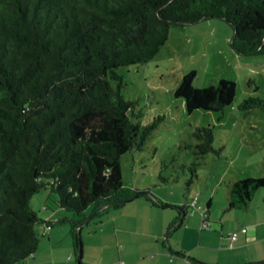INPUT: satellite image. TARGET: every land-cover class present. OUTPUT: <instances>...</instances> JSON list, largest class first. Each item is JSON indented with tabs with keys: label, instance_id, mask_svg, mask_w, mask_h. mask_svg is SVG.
<instances>
[{
	"label": "trees",
	"instance_id": "1",
	"mask_svg": "<svg viewBox=\"0 0 264 264\" xmlns=\"http://www.w3.org/2000/svg\"><path fill=\"white\" fill-rule=\"evenodd\" d=\"M213 16L233 25L237 52L264 53V0H0V264L26 261L40 242L35 225L55 220L71 222L80 255L77 228L86 218L62 210L82 214L93 203L100 213L141 193L168 205L150 188L126 190L122 154L143 147L165 116L142 121L118 68L151 59L173 25ZM195 75L184 73L175 95L189 112L210 109L221 118L236 81L197 86ZM238 106L251 112L264 99L249 95ZM193 134L198 158L218 152L211 125ZM263 186L264 176L233 181L228 207L247 206ZM44 187L56 207L43 219L30 198Z\"/></svg>",
	"mask_w": 264,
	"mask_h": 264
},
{
	"label": "rangeland",
	"instance_id": "2",
	"mask_svg": "<svg viewBox=\"0 0 264 264\" xmlns=\"http://www.w3.org/2000/svg\"><path fill=\"white\" fill-rule=\"evenodd\" d=\"M233 30V25L219 16L175 24L160 51L151 59L143 64L118 68L124 78L123 94L136 100L135 109L141 113L142 121L148 122L159 113L165 116L143 147L122 154L126 190L150 188L160 199L168 197L181 201L188 212L187 218L207 210L211 195L214 198L208 220L210 228L202 230L226 237L231 231L228 227L235 210H239L228 207L229 198L226 197L230 181L249 175L264 176V108L255 107L251 112H244L238 106L249 95L264 99V53L237 52L231 45ZM191 69H196L193 82L197 86L217 83L223 76L236 81L235 98L221 118L219 111L210 109L196 108L189 112L184 99L175 95L182 75ZM197 125L213 127V146L218 152L210 151L205 157H197L198 138L193 134ZM49 190L44 187L30 198L32 208L43 219L56 207L48 196ZM258 190L260 193L255 194L262 198L264 186ZM145 195L141 193L120 206H110L95 214L97 205L93 203L82 214L62 210L76 220L86 218L77 228L82 243L80 259L74 250L71 222L52 221L49 233L55 231L56 235L51 240L52 245L48 234L43 232L44 223H37L40 242L35 253L38 261H45L39 264H130L140 257L144 262L139 264H151L157 244L163 245L173 259L182 258L180 244L196 243L198 249L194 235L183 232L185 227L193 226V222L184 219L180 225L164 231L161 220L164 212H172L171 207H146ZM196 197L198 204L193 205ZM44 204L49 207L43 209ZM174 210L179 211L180 218V207ZM200 224L199 220L198 231ZM152 229L159 236H151ZM34 262L31 256V264Z\"/></svg>",
	"mask_w": 264,
	"mask_h": 264
},
{
	"label": "crops",
	"instance_id": "3",
	"mask_svg": "<svg viewBox=\"0 0 264 264\" xmlns=\"http://www.w3.org/2000/svg\"><path fill=\"white\" fill-rule=\"evenodd\" d=\"M243 178V177H242ZM237 179H232L228 186V192L227 193V199L229 198L231 194V183ZM260 189V188H259ZM263 189V188H262ZM260 190H257L255 193H260ZM264 191V190H263ZM252 196L250 202L247 204V206H235V208L239 210H235V214L233 218L231 219L232 224L228 227L230 232H228V237L225 235L219 236L218 233L215 232H209L202 230L201 224H200V230L197 229V224L199 223V220L201 221L202 214L201 212L191 214V217L187 218V210H184L183 216L179 218L178 212H176L174 209L177 208L174 205H157L151 203L147 198L145 200L146 207H153V208H161L164 207H171L172 212L166 211L163 214V219L161 220V224L164 228V231L169 230L171 224L175 222L178 218V223L175 225H180L184 219H187L189 223L192 221L193 226L189 225L184 228V234H193L194 238L198 241L197 245H199V248L196 249V243L190 246H186L183 244H180L178 248L182 250V252H187L188 254H180L182 255V258H174L172 256H169L167 253L166 248L162 245L159 246L158 244L153 248L157 253L154 256L153 261L151 264H194L193 262H196L195 260H191L188 257H192L196 260H201L205 262L210 263H216V264H242L245 262H251L256 260H264V192L263 193V199L259 198L255 194ZM162 196V195H160ZM166 199H161L166 204H171L173 202L183 204L181 201L171 199L168 197H162ZM213 196L210 195L207 201V210H204L207 213V219L211 218V208L213 206ZM198 197H197V204H198ZM205 200V199H204ZM153 208H150V210H153ZM44 209V208H43ZM178 209V208H177ZM157 210H154V212ZM49 215V214H48ZM46 215L45 217H47ZM224 226V223H223ZM51 229V228H50ZM47 229L44 232V224H43V232L48 234L49 241L51 243V240L56 236L55 231H51L49 233V230ZM237 232V237L235 239L231 238V233ZM230 233V235H229ZM151 236H159L157 231L150 232ZM228 242V243H227ZM52 245V243H51ZM171 247V246H170ZM177 247V246H176ZM158 254V257H157ZM36 253L34 252L32 257H34V264H39L40 262L45 261H38L36 257ZM31 256L26 261H24L25 264H31ZM156 257V258H155ZM53 261V260H52ZM50 261V262H52ZM141 262H144V258L140 257L136 260H133L129 262L130 264H139ZM121 264H125L124 262H121ZM257 264H264L257 263Z\"/></svg>",
	"mask_w": 264,
	"mask_h": 264
},
{
	"label": "built area",
	"instance_id": "4",
	"mask_svg": "<svg viewBox=\"0 0 264 264\" xmlns=\"http://www.w3.org/2000/svg\"><path fill=\"white\" fill-rule=\"evenodd\" d=\"M197 198V197H196ZM196 198L193 202V205H196ZM52 227V222H46L44 223V232L47 229H50ZM208 227L210 228V225L208 224V219H207V213L205 211H202V220H201V228ZM237 237V232H232L231 233V238L235 239Z\"/></svg>",
	"mask_w": 264,
	"mask_h": 264
},
{
	"label": "water",
	"instance_id": "5",
	"mask_svg": "<svg viewBox=\"0 0 264 264\" xmlns=\"http://www.w3.org/2000/svg\"><path fill=\"white\" fill-rule=\"evenodd\" d=\"M132 198V197H131ZM130 198V199H131ZM110 203H107V204H105L103 207H106V206H108ZM168 205H172V204H168ZM180 211L182 212V216H183V214H184V209L182 208V207H180ZM94 214V213H93ZM92 214V215H93ZM87 221H88V219H87ZM78 258L80 259V255H78ZM189 259H191V260H195L196 262H198V263H202V264H216V263H210V262H205V261H201V260H196V259H194V258H192V257H188ZM262 262H264V260H256V261H251V262H245V263H242V264H257V263H262Z\"/></svg>",
	"mask_w": 264,
	"mask_h": 264
}]
</instances>
